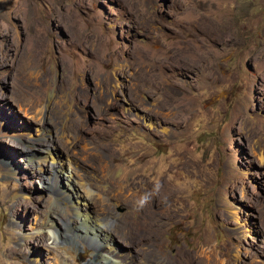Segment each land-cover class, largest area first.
Instances as JSON below:
<instances>
[{
  "label": "rangeland",
  "instance_id": "rangeland-1",
  "mask_svg": "<svg viewBox=\"0 0 264 264\" xmlns=\"http://www.w3.org/2000/svg\"><path fill=\"white\" fill-rule=\"evenodd\" d=\"M59 165L124 264H264V0H0V264H112Z\"/></svg>",
  "mask_w": 264,
  "mask_h": 264
},
{
  "label": "bare ground",
  "instance_id": "bare-ground-1",
  "mask_svg": "<svg viewBox=\"0 0 264 264\" xmlns=\"http://www.w3.org/2000/svg\"><path fill=\"white\" fill-rule=\"evenodd\" d=\"M67 105H68V101H64V100H61V99H59V100L56 99L54 104H53V106H52V108L55 109V113L57 114V116L62 118V116L66 113ZM37 112H38V116L41 117L40 120L43 122L44 119H42V118H44V113H45L44 109L43 108L38 109ZM72 124H78L77 126L79 128L84 126V123L79 118H78V120L73 121ZM68 134L66 133V136ZM68 144H69V142H68ZM47 150H48V153H51L49 148H47ZM49 155H51V154H49ZM51 158H52V161H54V157L51 156ZM58 168L64 174L65 179L67 181V185H68V187H70V189H69L70 192H69L68 196H72L73 199H82L83 203L85 205H89L91 203V204H93V206H95L94 207V209H96L95 210V214H91L87 210V206L81 207L80 205H74V210H75V212L77 214L82 215L85 219H90V222H91V224H93V226H95V227L98 226L99 227L98 231H97V234L101 236V238L103 239L102 243H104L103 248L98 250L99 254L103 253V254L107 255L109 258H111L112 259V264H124V260L127 259L128 256H124L122 258H119V256L116 254V251H115V248H114V236L112 235L111 230L109 228H106L105 225H102L103 223H105L108 220V217H109L106 213L99 212L100 211L99 210L100 209V203H102V202L96 201L94 199V197L92 196V194L89 191V189H87L85 187V184H84L85 182L80 181L79 179L77 180L76 178H75V180H73V174L74 173H73L72 170H70L68 168H65V167L63 168L60 165L58 166ZM72 180L75 182L74 185L72 184ZM75 184H78V187H76ZM80 188H82V190ZM97 196H98L99 199H101L100 201H104L105 198H106L104 196V193L101 192V191L97 192ZM164 196H165V194H164ZM151 217H152L151 220L153 222H157L158 223L160 221V219L163 218V213L161 211H160V213L152 211ZM55 222H56L55 219L49 216V219L44 222V226H43V228H44V230H46L47 235L49 236V238L53 237V239L55 237V232H54V224H55ZM93 228L94 227H92V229ZM49 250L52 252V251H54V248L53 249L51 248ZM55 256H56V259H57L56 264H67L66 260L62 256L61 252L60 253H55Z\"/></svg>",
  "mask_w": 264,
  "mask_h": 264
}]
</instances>
